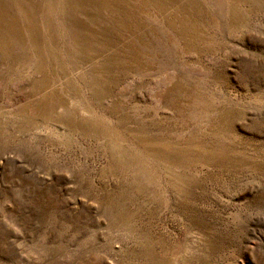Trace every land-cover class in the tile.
Instances as JSON below:
<instances>
[{"label":"rangeland","instance_id":"374dc122","mask_svg":"<svg viewBox=\"0 0 264 264\" xmlns=\"http://www.w3.org/2000/svg\"><path fill=\"white\" fill-rule=\"evenodd\" d=\"M0 264H264V0H0Z\"/></svg>","mask_w":264,"mask_h":264}]
</instances>
